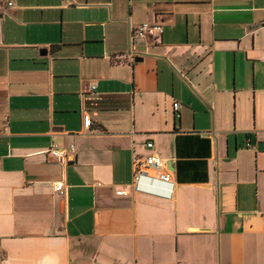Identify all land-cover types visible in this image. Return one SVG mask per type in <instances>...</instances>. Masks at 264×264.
Listing matches in <instances>:
<instances>
[{"label": "crops", "instance_id": "obj_1", "mask_svg": "<svg viewBox=\"0 0 264 264\" xmlns=\"http://www.w3.org/2000/svg\"><path fill=\"white\" fill-rule=\"evenodd\" d=\"M2 1L0 264H264V0Z\"/></svg>", "mask_w": 264, "mask_h": 264}, {"label": "built area", "instance_id": "obj_2", "mask_svg": "<svg viewBox=\"0 0 264 264\" xmlns=\"http://www.w3.org/2000/svg\"><path fill=\"white\" fill-rule=\"evenodd\" d=\"M12 2L0 0V8L4 6V8H11ZM163 29L159 24H150L144 23L135 27L130 32V44L133 51L129 54L130 57L140 55V48L137 47L136 41L141 39H148L153 43H160L162 39ZM94 87H92L93 89ZM179 103L174 102L172 104L173 112H175L176 116H179L178 109ZM72 148V147H71ZM70 148V149H71ZM146 148L149 149L150 152L144 157H133V176L132 182L130 186L136 192H145L146 189L143 187L145 181L150 182H158L161 184H165L170 186L169 196L173 193V182L171 180L169 172L166 171V161L161 159L153 152V144L152 142L146 143ZM247 148H250V144H247ZM54 158H59L65 155L64 151H61L57 148H51L48 151ZM63 188L62 183L57 184L56 189L61 190ZM117 194L121 195L122 191H117Z\"/></svg>", "mask_w": 264, "mask_h": 264}]
</instances>
